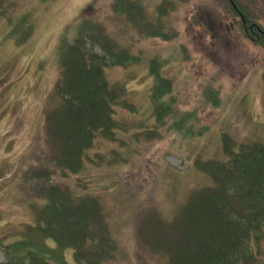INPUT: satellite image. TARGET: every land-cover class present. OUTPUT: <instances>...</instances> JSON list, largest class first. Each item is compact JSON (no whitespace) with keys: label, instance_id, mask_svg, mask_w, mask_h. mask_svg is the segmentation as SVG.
I'll list each match as a JSON object with an SVG mask.
<instances>
[{"label":"trees","instance_id":"obj_1","mask_svg":"<svg viewBox=\"0 0 264 264\" xmlns=\"http://www.w3.org/2000/svg\"><path fill=\"white\" fill-rule=\"evenodd\" d=\"M222 1L240 21L241 33L264 48V25L253 12L238 0ZM176 2L157 0L149 8L144 0H106L105 4L116 16L125 18L130 27L129 40L142 37L172 41L180 30L168 24L165 17L174 13ZM90 5L91 2L86 6ZM3 13L0 8L1 23L11 17L7 10ZM70 27L68 33L72 37L61 41L58 52L59 77L41 103L43 133L38 140L46 146L48 156L30 175L35 191L28 205L23 204L27 217L6 224L12 230L0 236L5 259L0 264H107L115 255L117 247L107 226L106 208L101 196L95 194V190L101 193L105 187L96 183L89 186V180L83 179L74 188L55 179L69 175L81 178L92 169L115 164L109 154L92 158L91 149L97 142L112 144L120 139L126 147L120 152L123 157L134 151L121 138L133 124L116 120L119 108L128 114L140 109L145 112L138 131H131L130 143H138L139 133L148 142L146 135L166 139L175 135L176 139L185 140L208 131V126L200 124L198 106L183 107L175 100L178 89L163 75L169 56L162 60L159 55L144 57L141 51L135 53L130 46H120L102 31L106 29L98 20L86 13L80 14ZM87 42L97 44L104 54L89 49ZM184 47L179 44L171 58L183 59ZM145 60L146 68H141ZM117 66L123 69L121 77L125 82L129 78L135 82L141 74L145 87L140 91L133 89L130 94L143 93L144 102L138 105L134 97H124L126 91L110 81L105 72ZM198 87L202 105L222 106L220 89L213 80L199 83ZM221 138L226 159L198 157L191 162L193 169L206 179L183 197L178 210L172 215L168 212L170 218H163L152 208L142 212L147 214L145 225L139 221L145 245L162 264H250L260 255L264 231V145L252 142L235 151L230 137L222 133ZM40 159L35 157L34 161ZM6 181L0 180V187Z\"/></svg>","mask_w":264,"mask_h":264},{"label":"rangeland","instance_id":"obj_2","mask_svg":"<svg viewBox=\"0 0 264 264\" xmlns=\"http://www.w3.org/2000/svg\"><path fill=\"white\" fill-rule=\"evenodd\" d=\"M90 2V7L86 6ZM105 2L2 1L3 14L7 10L11 17L3 23L0 19V180H7L0 187V236L12 230L6 224L27 217L24 205H28L29 198H34L35 191L30 175L48 156L46 146L38 140L43 133L41 103L59 77L61 41L72 37L68 33L71 24L86 13L98 20L106 29L102 31L120 46H130L135 53L141 51L144 57L159 55L162 60L169 56L163 75L178 89L175 100L183 107L184 104L188 108L198 106L200 124L208 126L204 135L195 138L179 140L175 135L167 139L146 135L147 142L142 137L144 134L139 133L136 134L141 137L138 143H130L131 131H138L145 112L140 109L130 115L119 108L116 120L120 123L129 120L133 124L129 133L121 138L127 142L125 145L134 147V151L123 157L120 152L126 147L120 139L112 144L97 142L91 149L92 158L109 154L115 164L92 169L84 174L85 178L69 175L55 179L59 184L74 188H78L83 179L89 180V186L96 183L105 187L101 193L95 190V194L101 196V202L103 200L109 220L107 226L117 247L107 264L111 261L112 264H162L145 245L144 230L139 224H146L147 214L142 212L152 208L168 219L169 211L172 215L179 209L183 197L206 179L193 169L191 162L198 157L202 160L226 157L221 130L236 144L256 141L264 145V48L239 33L238 20L222 0H177L174 13L165 17L168 24L180 30L172 41L142 37L129 40L130 27L125 20L113 17ZM144 2L148 8L155 3L153 0ZM239 2L264 25V0ZM179 44L185 46L183 59L171 58ZM86 46L99 55L104 54L96 44L87 42ZM145 64L146 60L141 68H146ZM105 73L112 83L126 91L124 97H134L138 105L144 102L143 93L130 94L133 89L140 91L145 87L141 74L135 78L139 82L129 78L126 83L121 77L123 69L118 66ZM211 80L220 89L223 101L220 108L201 104L199 83ZM26 156L32 160L27 159L28 167L24 168ZM35 157L41 158L40 161H34ZM259 248L260 255L250 264H264V231ZM2 251L0 245V263L5 260Z\"/></svg>","mask_w":264,"mask_h":264},{"label":"flooded vegetation","instance_id":"obj_3","mask_svg":"<svg viewBox=\"0 0 264 264\" xmlns=\"http://www.w3.org/2000/svg\"><path fill=\"white\" fill-rule=\"evenodd\" d=\"M246 26V25H245Z\"/></svg>","mask_w":264,"mask_h":264}]
</instances>
